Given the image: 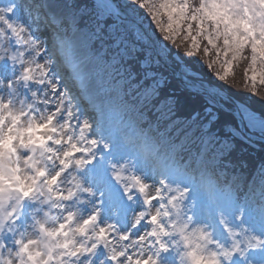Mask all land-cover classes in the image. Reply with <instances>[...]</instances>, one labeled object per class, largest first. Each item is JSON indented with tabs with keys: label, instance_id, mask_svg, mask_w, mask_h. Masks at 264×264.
I'll return each instance as SVG.
<instances>
[{
	"label": "rangeland",
	"instance_id": "1",
	"mask_svg": "<svg viewBox=\"0 0 264 264\" xmlns=\"http://www.w3.org/2000/svg\"><path fill=\"white\" fill-rule=\"evenodd\" d=\"M91 1L96 7L89 9L91 20L87 22L80 17L86 11L84 0L81 4L74 0H0V137H7L10 129L14 138L19 137L14 153L6 151L5 140L0 138V264H130L126 258L111 259L118 253L131 261L152 257L158 264H264V169L255 172L259 178L250 180L244 171L233 175L230 169L247 162L240 151L226 160L231 163L219 164L247 143L238 125L225 126L227 136L218 138V144L211 141L219 137L215 131L211 134L212 124L201 127L203 132L193 120L175 119L167 133L155 135L158 128L153 126L143 130L135 113L141 104L128 102L124 96L130 100L142 93L138 102L142 107L148 97H157L154 88L163 90L169 85L168 91H176L168 75L161 72L163 63L171 65L169 52L159 45L160 34L149 33L130 13L118 11L109 24L139 40L134 61L140 72L115 62L111 29L92 23L96 16L105 19L102 16L108 13L102 11L99 0ZM120 1L136 7L137 0ZM175 3L145 0L138 6L162 35L173 41L180 34L187 35L195 51L199 43L192 30L176 24ZM52 6L62 15L59 20ZM226 11L243 17L249 27L264 23V0H238L237 7ZM75 35L78 43L72 44L71 53L78 54L79 63H72L73 69L65 64L58 39L69 41ZM203 43L216 55L214 59L209 52L204 59L216 67L217 76L242 61L226 58L207 39ZM29 68L32 78L25 79ZM176 69L186 78H181L184 82H202L193 68L180 64ZM59 70L71 74L72 95L59 84ZM149 71L156 77L152 87L142 81ZM125 75L134 77L126 79ZM246 78L253 88L262 85L264 62L251 60ZM180 87L185 89L182 83ZM164 105L159 103L157 112L166 120ZM236 106L233 109L243 115L247 130L263 135L264 126L251 123L247 112L264 117L244 104ZM35 123L48 124L42 131L50 139L43 145L30 143L24 131ZM181 132L189 137L187 141L195 144L197 140L201 155L193 151L186 162L180 161L175 147H181L177 139ZM208 155L219 166V175H212L213 161ZM58 173L56 182L50 183ZM221 174L230 175L233 183L220 186ZM21 190L30 194L25 197ZM103 194L109 206L105 213L99 207ZM92 216L95 221L85 225ZM62 224L66 225L63 229ZM66 243L67 249L63 247ZM161 244L166 251L159 250ZM25 245L26 253L22 251ZM80 246L95 249L69 255Z\"/></svg>",
	"mask_w": 264,
	"mask_h": 264
},
{
	"label": "trees",
	"instance_id": "2",
	"mask_svg": "<svg viewBox=\"0 0 264 264\" xmlns=\"http://www.w3.org/2000/svg\"><path fill=\"white\" fill-rule=\"evenodd\" d=\"M81 1L82 0H77V2H79L80 4ZM84 1H86V3L88 2V4L90 3L92 5V8L96 7V5H94L91 0ZM140 2H145V0H137L134 5L136 7H131L130 5H128L129 11L134 15L136 20H138L148 29L149 32L151 31L156 36L160 34V38L158 39L159 45L168 50V57L171 61L170 64L173 67L177 68V66H180V64H182L188 66V68H193L197 73H199L200 78H202V82H204L208 86L217 88L226 97L229 98L226 101L228 106L235 107L237 104H244V106L250 108V110L255 111L256 113L264 117V83L253 88L252 85H250L247 81L246 69L247 66L251 63V59L247 55L242 59V61L230 67L229 71L226 74H224L223 76H217L215 72L216 67L211 65L208 60H205L207 58L204 59V57H207V54L209 55L210 51L208 52L209 49L203 46V44H206L203 43L206 42V38L202 34L198 25L192 27V34L195 35L197 44L199 43L198 48L194 51V48L191 46L192 44L188 40L187 35L180 34L177 39H174L173 41L172 38L164 36L166 35L165 33L164 35H162L161 32L156 30L149 21V18L146 17L147 14L144 11L145 9H142L138 6L140 5ZM88 4L86 5L87 10L89 8ZM137 6L140 8L139 10L137 9ZM98 14L100 15V13ZM116 15L118 14L115 13L114 15H110V17L109 15H107L105 19H100L101 17L96 18L95 21L97 26H105L106 23L109 24V21H112ZM102 17H105V15ZM206 30L207 29H204L205 32ZM106 41L109 42L110 40L106 39ZM190 53L194 54L189 55ZM210 56L214 57V59L216 58V55H214L213 52H210ZM132 64H135L134 60L127 63V66H129V68L132 69L135 73H138L139 70L137 69L136 64ZM161 72H164L168 75L170 80H167L170 81L172 85L176 86L177 90L174 92L168 91L167 89L172 88V86L169 85L164 87L163 90L156 89L157 97L151 98V105L144 106L143 108V111L149 112V117L155 118L157 116L156 111L159 103L168 105V107H172L171 110H173V113L169 118V123L178 118L184 119L185 121L193 120L194 122H196L193 123L195 126H200L199 130L203 129L201 127H203L205 123H207L206 125L212 124L213 127L211 128V134H213V132L215 131V133L219 136H214L215 138H211L212 142H217L216 144H218V141H220L218 138L221 139V136H227V133L224 130L225 126H230L231 124H234V122H236L235 124H237L236 118L233 114L221 109L218 106H212V101H208V99L202 97L201 95L192 93L186 89H182V87L178 89L179 83L175 80L172 73L168 69H166L165 66H163V64L161 65ZM142 75L143 74H140L139 77L141 78ZM125 76L126 78H131V80L134 77L130 75ZM154 80H156L155 76H153L152 78H150L149 76L142 79L144 85H147ZM204 114H206L207 117L202 120L201 117H204ZM214 115L218 116L216 121L212 119ZM169 123L167 121V124H163V127H167ZM204 131L206 130L203 129V132ZM207 131L210 134V130ZM196 143L197 140L195 141V144ZM193 147L194 146L185 151V154L191 153L193 151ZM241 147H244L245 151H241ZM198 149L195 150L198 151ZM239 151L243 153V158H246L247 162H241L235 165L236 167H238L237 169H230L233 175L236 171H244L249 177H252L256 171L260 170V168L263 167L264 169V142L259 141H247V143H241L240 147L232 150L231 153L227 154L226 157H224V160L222 162H219V164L224 165L229 162L231 163V161L228 162L226 160H230L231 157H235ZM216 152H218V150ZM209 157L212 158L211 155ZM212 169H214L216 172L220 170L217 164L214 168L212 167ZM230 177V175H226L224 180L227 181L228 179H230Z\"/></svg>",
	"mask_w": 264,
	"mask_h": 264
},
{
	"label": "snow or ice",
	"instance_id": "3",
	"mask_svg": "<svg viewBox=\"0 0 264 264\" xmlns=\"http://www.w3.org/2000/svg\"><path fill=\"white\" fill-rule=\"evenodd\" d=\"M99 6L104 13H108L109 17L112 13L118 14V7L111 3V0H99ZM238 6V0H176L174 7L176 9V24L178 27L187 26L188 31L191 32L193 26H199L202 34L207 39L210 46L217 49L218 52L223 54L226 58L232 57L233 60L243 59L247 55L253 62L259 63L264 62V23L259 27L252 25L249 27V23L245 22L244 18L237 15L235 12L226 11ZM228 21V23H225ZM105 27L111 29V39L112 46L116 50L114 52L115 62L118 63H129L136 59L139 55L138 45L139 40L132 37L130 34L125 36L124 34L118 32L114 24H105ZM204 29H207L205 32ZM58 46L61 56L64 62L69 67H73L72 64V53L70 46L63 40L58 39ZM131 53V55L129 54ZM14 59V57H13ZM43 67V66H41ZM145 67L151 69V65L145 62ZM149 76L154 75L151 71L147 73ZM46 75V73H45ZM25 79L32 78V69L29 68L24 77ZM11 115V114H9ZM247 116L251 123L264 126V119H261L253 112H247ZM19 117H13V120H18ZM15 128V124L13 125ZM48 128V124L35 123L29 126L24 131L31 137L30 143L41 145L44 144L46 139L50 137H45L43 135L44 129ZM5 140L6 151L15 152V142L19 137L12 136V130H9L7 137H0ZM60 143V141H57ZM79 151V149H76ZM77 163H81L77 161ZM44 175V173H41ZM59 177V173L56 178H53L50 183H55L56 179ZM19 179V177H17ZM15 188L16 186L13 185ZM20 190V189H17ZM23 196H28L29 191L21 190ZM71 219V215L69 216ZM96 217L92 216L89 220L84 223L88 225L95 221ZM153 222H156V217H153ZM66 225H60L63 229ZM81 232L84 231L83 228L80 229ZM104 232V229L100 230ZM157 233L153 232L152 235ZM123 239H128L127 236ZM70 243V242H69ZM68 243L64 244L63 247L68 248ZM93 249H87L83 246L76 248L75 250H70L69 255L77 256L81 253H87L89 251H94ZM160 251H166V246L161 244ZM23 252L28 251V246L25 245ZM39 255V253H37ZM120 258L129 259L130 264H158V261L152 257H148L147 261L143 259H138L131 261L130 257H124V253H118L112 255L111 259L118 260Z\"/></svg>",
	"mask_w": 264,
	"mask_h": 264
},
{
	"label": "water",
	"instance_id": "4",
	"mask_svg": "<svg viewBox=\"0 0 264 264\" xmlns=\"http://www.w3.org/2000/svg\"><path fill=\"white\" fill-rule=\"evenodd\" d=\"M114 1L117 3V5L119 7H122V4L118 0H114ZM123 11L126 12V10L124 8H123ZM170 69H172V68H170ZM172 70H173L174 75L177 78H180L181 77L183 79H186L184 76H182V74L180 72H178V71H176L174 69H172ZM185 86L188 87V88H190V89H192V90H194V91H196L198 89H201L203 92L209 93V94L217 97L216 96V93L214 91H212L209 88H206V87L202 86L201 84H198V83H196V84H190L189 83V84H186ZM229 111L233 112L236 115V117L238 119V122H239V128L241 129V131L243 132V134L247 138H249L250 140H253V141H264V137H259L257 135H254V134L248 132V130L246 128V125L244 123L243 117L241 116V114H240V112L238 110L229 109Z\"/></svg>",
	"mask_w": 264,
	"mask_h": 264
},
{
	"label": "bare ground",
	"instance_id": "5",
	"mask_svg": "<svg viewBox=\"0 0 264 264\" xmlns=\"http://www.w3.org/2000/svg\"><path fill=\"white\" fill-rule=\"evenodd\" d=\"M23 1H26V0H23ZM27 3L28 4H30L31 3V1H27ZM52 8H53V12H55V20H59L60 19V17H62V15H61V13H59L60 11H57V9L55 8V7H53L52 6ZM44 30L46 31V28H45V26H44ZM43 29H42V32L44 31ZM78 38H79V36L77 35H75V37H71V39L68 41V38H66L65 39V42L70 46V48L72 49V44H77L78 43ZM78 57V54H75V53H73L72 54V63H76V64H78L79 63V59L77 58ZM82 81V80H81ZM83 82V81H82ZM87 86H89V83H87ZM90 87V86H89Z\"/></svg>",
	"mask_w": 264,
	"mask_h": 264
}]
</instances>
